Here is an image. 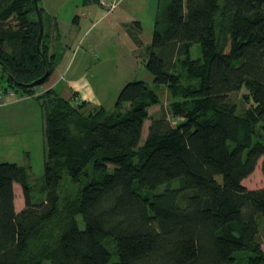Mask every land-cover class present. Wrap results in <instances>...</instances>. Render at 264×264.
<instances>
[{
  "label": "trees",
  "instance_id": "obj_1",
  "mask_svg": "<svg viewBox=\"0 0 264 264\" xmlns=\"http://www.w3.org/2000/svg\"><path fill=\"white\" fill-rule=\"evenodd\" d=\"M39 10L46 65L34 0H0V66L39 103L46 154L36 197L29 167L0 163V264H264V188L243 185L264 157V0H170L149 45L139 21L125 25L169 92L157 114L143 81L127 83L112 112L36 95L60 58L57 23ZM243 89L244 105L232 98Z\"/></svg>",
  "mask_w": 264,
  "mask_h": 264
},
{
  "label": "rangeland",
  "instance_id": "obj_2",
  "mask_svg": "<svg viewBox=\"0 0 264 264\" xmlns=\"http://www.w3.org/2000/svg\"><path fill=\"white\" fill-rule=\"evenodd\" d=\"M115 1H118L117 7L109 18L104 17L106 10L97 4L98 0L39 1V5L44 9L45 21L50 22V17H54L61 22V25L60 38L57 39V42L50 39L51 45L56 46L57 44V52L60 53V58L45 85L37 88H45L52 81L59 80L60 77L63 78V84L67 82V72L70 76H76L79 72L84 71L85 81L81 80L76 85L82 88L80 90L81 94L84 95V98H88L86 100L90 106L93 103L95 108H103L107 112H112L115 110V104L122 88L129 82L143 81L160 96L161 105L150 109L151 114H157L161 107L166 108L169 106L171 99L169 92L164 87L154 84L153 76L144 64L147 60L146 52L135 50L133 40L125 32V24L139 21L142 25L140 38L143 40L144 45H149L156 29L159 12L169 4L170 0ZM84 15L85 17H83ZM46 31L49 33L47 24ZM69 43L71 44L70 49L66 45ZM200 57V45L195 44L191 48V58L199 59ZM6 76V72L0 66V90L8 88L11 91ZM15 89L16 95L21 96V90L17 87ZM54 90L60 92L57 88ZM242 91L233 95L232 98L239 104L244 105L242 97L246 89ZM89 92H94L93 96L89 95ZM11 109V112H16L14 108ZM38 113L41 118L40 126L29 128L31 132L28 135V130L22 135H14L15 150L10 151L11 153H8L3 159L0 157V163L7 162L29 167L33 197L37 196L45 183V116L39 107ZM148 126L149 121L144 126L142 143L147 136ZM263 162L264 157L259 160L255 171L243 181V185L247 189L264 188ZM163 191L164 186L157 188L155 191L140 190L139 192H148L153 195ZM15 207L17 212L24 207L22 187L18 184L15 186ZM77 221L80 228L84 229V221L81 215L77 216ZM260 232L261 240L264 241L263 226H261ZM43 264H50V262L46 261Z\"/></svg>",
  "mask_w": 264,
  "mask_h": 264
},
{
  "label": "crops",
  "instance_id": "obj_3",
  "mask_svg": "<svg viewBox=\"0 0 264 264\" xmlns=\"http://www.w3.org/2000/svg\"><path fill=\"white\" fill-rule=\"evenodd\" d=\"M114 1L115 0H99L98 1L97 4L101 5L102 9L106 10L104 13V17L106 18L111 17L113 11L109 12L108 5L110 3H113ZM115 2H117L118 4V1H115ZM83 17H85V15ZM50 23H53V24L57 23V34L56 32L54 33L52 30H50V32L52 31L51 34H53V37L60 36L59 31H60L61 22L58 21L54 17H50ZM125 30H126V26H125ZM125 32L127 33V31ZM66 45H67V48L70 49L71 44L69 43ZM135 50H137L136 45H135ZM84 78H85L84 71L81 73L79 72V74L76 76H73V75L70 76L69 72H67V82L62 84L63 78L60 77L59 80L52 81L45 88L39 89L37 88L38 86L35 87L34 92L36 95H39V94L46 92L49 89L54 90L55 88H57V90L61 92L59 93L65 99H70L71 101L77 102V103L79 101H87L86 99L88 98H84V95H82L80 92L82 88L80 86H76L77 83L81 82V80H84ZM44 85L45 84L41 86H44ZM76 88L79 90H74ZM9 91L10 90L8 89L0 90V137H1L0 138V157L2 159L4 156L8 155V153H11L10 151L15 150L14 149V143H15L14 135L16 134L22 135L26 130H28L27 132V135H28L31 132L29 128H31L32 126L34 128H37L40 126V119H41L38 113V107L40 110H41V107L34 97H30L26 95L25 96L21 95L18 97L15 91L13 90H11L10 92ZM88 94L93 96L94 92H91V93L89 92ZM94 105L95 104L92 103L91 106H94ZM11 108H14L16 112L15 113L11 112L12 110ZM31 119L32 120L35 119V120L32 122ZM24 143L26 144L25 141Z\"/></svg>",
  "mask_w": 264,
  "mask_h": 264
},
{
  "label": "water",
  "instance_id": "obj_4",
  "mask_svg": "<svg viewBox=\"0 0 264 264\" xmlns=\"http://www.w3.org/2000/svg\"><path fill=\"white\" fill-rule=\"evenodd\" d=\"M34 7H35V11H36V14H37V17H38L39 26H40V33H39V36H38V39H37V51H38L39 54L42 55V60H43L44 64L46 65L45 57L43 56V54L41 52V49H40V43H41V40H42V37H43V20H42V16H41V13H40V10H39L38 0H34ZM49 73H50L49 69L46 68V73L40 80L41 81L46 80L47 77L49 76Z\"/></svg>",
  "mask_w": 264,
  "mask_h": 264
},
{
  "label": "built area",
  "instance_id": "obj_5",
  "mask_svg": "<svg viewBox=\"0 0 264 264\" xmlns=\"http://www.w3.org/2000/svg\"><path fill=\"white\" fill-rule=\"evenodd\" d=\"M108 6H109V12H112L117 6V2L114 1L113 3H110Z\"/></svg>",
  "mask_w": 264,
  "mask_h": 264
}]
</instances>
